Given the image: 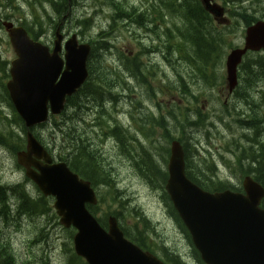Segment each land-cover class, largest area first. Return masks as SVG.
Here are the masks:
<instances>
[{
    "label": "trees",
    "instance_id": "trees-1",
    "mask_svg": "<svg viewBox=\"0 0 264 264\" xmlns=\"http://www.w3.org/2000/svg\"><path fill=\"white\" fill-rule=\"evenodd\" d=\"M43 1L33 0L30 4L32 22L27 23L23 20L21 24L33 38L37 37L36 30L54 31ZM94 1L96 7L104 6L112 12L109 16L112 22L111 32L115 31L119 26L118 22L122 21L149 31L148 35L151 36L153 45L145 49L146 52L157 53L153 57L158 55L161 57L162 62L171 69L175 81L165 86L156 66L149 67L148 64H143L139 57L130 58L128 53L117 50L118 67L115 69L109 67L106 54L111 53V49L114 48L111 41L89 38L86 41L92 46V50L87 63L89 74L87 81L77 94L67 100L65 111L60 117L51 118L49 123L38 127L36 137L48 145L54 156L66 162L81 179L90 182L93 188L99 190V204L92 208L91 212L98 217L102 227H106L109 216H114L128 240L143 251L158 257L165 264H203L164 191L169 144L177 139L183 145L186 152V175L198 187L212 193L227 190L241 192L239 185L236 187L223 180L217 169L214 153L209 148L206 152L202 151L203 147L198 145L201 142L197 141L199 135L197 138L194 136L196 132H203L208 139L217 121L226 128L234 129L230 137L224 140L222 152L220 154L218 152L219 157L226 161L230 174L224 179L237 175L250 176L264 188V56L256 53L245 56L239 67V84L233 93V99L230 104L224 106V111L220 109L216 121L208 114L202 115L198 106L205 94L217 90L216 96L219 101V90L223 86L220 67L226 51L233 48L232 37L242 31V28L264 19V0H213L227 10L230 16L228 26L216 22L204 10L200 0H145V3L136 9L118 0ZM51 4L59 19L67 14L64 0ZM41 12L43 16L39 15ZM73 19L79 36L87 38L90 20L78 21L75 16ZM104 37L108 38L110 34L101 32L99 38ZM7 66V62L2 61L0 57V105H4L10 113V115L3 113L1 110L3 108L0 107V149L14 157L24 147L25 141L21 134H24L25 130L12 108L5 89V81L8 78ZM119 68L125 74H145L141 81L148 92L149 100L153 101L157 95H171V90L175 93L179 89V94L184 96L188 107L172 103L162 108L158 103L156 105L160 109L157 114L153 111L140 112L139 107L135 120L141 122L136 124V128L143 141L138 143L137 135L131 133L128 128H122L113 119L111 111L106 108L108 103H112V94L119 88L124 89L127 86L123 74L117 71ZM190 74L193 79L189 78ZM148 79L151 82H148ZM187 81L194 83V86L190 88ZM171 85L178 88H171ZM194 88L195 92L192 90ZM190 105L193 108H190ZM219 105L223 106L220 101ZM87 106H93L92 108L100 112V116L95 117L94 121L100 144L107 139H113L118 145L117 152L129 160L136 178L158 195L168 219L187 243L189 248L187 255L172 250L168 244L159 240L154 223L128 192L120 190L119 184L113 178L111 164L105 165L95 143L87 142L91 139V133L86 132L85 135L82 127L85 124L83 115ZM243 120H248L247 124L251 127L245 133H242L244 129L240 128L242 124L240 122ZM41 130L50 132V143H46L42 138ZM159 130L162 134L158 139L156 133ZM192 132L194 133L190 134ZM57 135H60L61 139H58ZM191 145L195 147L194 157L190 156ZM11 193L17 194L20 198V212L36 214L37 219L43 214L53 212L51 202L39 192L37 193L39 199L36 200L26 194L22 195L18 189L12 190ZM7 202L6 189L0 187V214L5 221L10 218L9 215H5L9 209ZM261 208L264 209V199ZM52 217L55 219L54 212ZM44 232L45 229H41L40 235L43 236ZM73 233L67 232L70 241ZM7 240L2 239L0 235V264H16L15 260L13 261V249ZM70 241L62 243V262L85 264L74 254Z\"/></svg>",
    "mask_w": 264,
    "mask_h": 264
},
{
    "label": "water",
    "instance_id": "water-1",
    "mask_svg": "<svg viewBox=\"0 0 264 264\" xmlns=\"http://www.w3.org/2000/svg\"><path fill=\"white\" fill-rule=\"evenodd\" d=\"M201 2L214 17L221 15L216 4ZM8 34L16 59L11 62L6 89L25 127L31 128L45 123L49 113L59 115L66 97L83 85L88 76L90 46L79 45L73 35L64 45L63 62L58 33L52 53L33 42L22 28H12ZM247 52L264 54V22L248 27L244 46L232 50L226 58L229 93L237 85V68ZM17 162L44 196L55 199L60 224L77 231L74 251L87 264H163L127 241L114 218L109 219L107 231L100 227L86 209L87 204H96L89 183L80 180L66 164H52L30 132L26 152L18 154ZM167 173L165 191L204 264H264V210L260 208L264 189L259 184L246 178L243 193L204 192L186 179L184 154L178 142L171 144Z\"/></svg>",
    "mask_w": 264,
    "mask_h": 264
},
{
    "label": "rangeland",
    "instance_id": "rangeland-1",
    "mask_svg": "<svg viewBox=\"0 0 264 264\" xmlns=\"http://www.w3.org/2000/svg\"><path fill=\"white\" fill-rule=\"evenodd\" d=\"M30 1V0H29ZM80 5L73 10V13H67L65 17L62 18V20H66L67 24L71 18V16H75L78 21H81V16L91 17L92 18V29L91 32L88 35L89 38H96L98 37L99 32L104 29L108 32L111 31L109 29V18L108 15L111 13L110 9L107 7L102 6L101 8H98L94 6L95 1L94 0H79ZM123 1V0H121ZM20 2L21 10L24 11V13L29 14L31 11L29 10L28 3H25L23 0H18ZM126 5H131L134 7H137L138 5L144 4L145 0H124L123 1ZM48 8V7H46ZM29 10V11H28ZM69 12V11H68ZM19 16L16 15L14 20L18 19ZM28 20L30 21V17H28ZM71 30H78L77 25L75 24L74 20L71 21L70 25ZM91 27V24L90 26ZM119 28L115 31L110 32V37L104 38L111 41V44L115 47V49H111V53L106 54L107 59L113 60L116 57V48H120L122 53H134L137 54L139 47V43H137V38L139 36V33L137 31L133 30H139V27H129L127 24L119 23ZM72 33V32H70ZM135 36V37H134ZM84 38V37H83ZM81 38V39H83ZM81 39H79L81 41ZM87 40V38H85ZM82 42V41H81ZM233 47L239 46L242 44V36L238 35L235 37H232ZM84 43V42H83ZM0 56L6 60L7 62H11L14 59V53L12 51L11 46L9 45L8 38L5 34L0 33ZM172 59H175L174 57H171ZM160 60V58H159ZM158 57L153 59V63L159 61ZM162 61V60H161ZM222 64L224 65V60L222 61ZM222 73L224 74V69L222 67ZM132 91L131 86H126L123 91L117 90L112 94V103L114 106L120 108L123 110L124 113L128 112L131 115V118L133 120L136 119L135 116L138 114V107L135 102L128 100L127 95L130 94ZM143 95H148V92L143 90ZM226 91L223 93V98L226 96ZM205 107H201L205 110V108L209 109L211 114H214V109L216 111L217 107L214 103L204 104ZM3 112L8 113V111L4 108ZM91 114L95 117L100 116V112L98 110L92 109L89 112H84V115ZM222 116V115H221ZM90 117L85 116V121L87 122V126L90 123L89 122ZM247 121H242L240 125V128L243 130L242 133L247 132L249 127V124H247ZM87 132L90 131L88 127L85 129ZM41 136L45 140L46 143H50V132L46 130H41ZM195 132V131H194ZM194 132L190 133L193 134ZM219 137L214 134L210 141L208 146H210L213 149V152L216 154L217 152L221 151L222 148V140L224 139V135L229 137V134L224 129V127L221 126V129L218 131ZM199 135L197 141L202 136L201 133L196 132L195 137ZM58 139H61L60 135H57ZM197 141L194 140V143L197 144ZM192 147L189 149L190 156H195V147L194 145H191ZM103 152L105 153V156H111L114 157L113 163H114V171L117 178V181L119 182L121 186V190L126 191L132 195V198L137 201L138 205L141 207V209L145 212L147 217L154 223L156 234L159 237V240H162L164 243L168 244V246L176 251L180 252L181 254H188L189 248L187 246V243L184 241L183 236L180 235V233L177 231L176 227L173 225V223L168 219L166 211L161 204L159 197L155 192L151 191L141 180L136 178V176L129 170V167L123 163L121 160H119L114 155V149L113 144H109L105 146ZM109 160V159H108ZM12 158L8 153L0 152V181L2 182H12L15 181L18 178V174L16 172H13V165H12ZM222 176H225L222 175ZM239 176H236L235 179H237ZM37 216L32 217H18V218H9L5 221V224L2 222L0 224V235L2 239H8L13 247V250L18 255L17 257L20 259V263H25L24 259L20 255L26 256L27 254V247L31 240H36L38 236L36 235L37 227L39 226V223L37 221ZM58 222V219H57ZM11 223H14L16 225H13ZM9 224V225H8ZM60 225H54V233L53 235H57L56 238L62 239L67 236V234L61 230ZM68 237V236H67ZM55 240V254L52 261V264H61V255L57 251L58 243L57 240ZM156 239H158L156 237ZM20 254H18L17 252ZM11 258V257H10ZM39 264H48V261L41 260Z\"/></svg>",
    "mask_w": 264,
    "mask_h": 264
},
{
    "label": "flooded vegetation",
    "instance_id": "flooded-vegetation-1",
    "mask_svg": "<svg viewBox=\"0 0 264 264\" xmlns=\"http://www.w3.org/2000/svg\"><path fill=\"white\" fill-rule=\"evenodd\" d=\"M66 2H67L66 6L67 8H69L71 0H66ZM0 9H3V7L0 6ZM0 22H2V24L4 23L2 18H0ZM59 24H62V23H59ZM18 25L19 24H17L16 26ZM188 76L189 78L191 77V75H188ZM204 103L208 104L206 100L204 101ZM37 236L38 238H36L35 241L30 243L31 246H36L34 257L33 258L28 257L27 262L25 263L26 264H39L42 259L43 260L46 259L48 261V264H52L54 254H55L53 235L51 234L49 230H47L44 232L43 236H41L40 233H38ZM21 264H24V263H21Z\"/></svg>",
    "mask_w": 264,
    "mask_h": 264
},
{
    "label": "bare ground",
    "instance_id": "bare-ground-1",
    "mask_svg": "<svg viewBox=\"0 0 264 264\" xmlns=\"http://www.w3.org/2000/svg\"><path fill=\"white\" fill-rule=\"evenodd\" d=\"M65 17V16H64ZM63 18V17H62ZM94 106V105H93ZM92 106V107H93ZM88 108H90L91 106H87ZM92 109H95V108H92ZM91 111V110H90ZM85 112H89V111H85ZM8 203H12V201L8 198ZM5 215H9L10 218H18V217H22V218H25V217H32V216H35L36 214L34 215H28V213H24V212H20V209L19 207L17 206L16 208L12 209V208H9L7 213ZM44 217H46V214H43Z\"/></svg>",
    "mask_w": 264,
    "mask_h": 264
}]
</instances>
